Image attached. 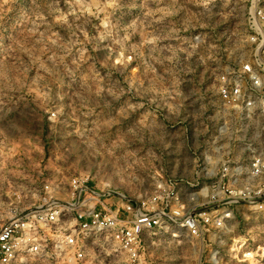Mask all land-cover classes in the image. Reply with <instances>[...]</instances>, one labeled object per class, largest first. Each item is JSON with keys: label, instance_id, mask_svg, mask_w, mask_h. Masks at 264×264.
Instances as JSON below:
<instances>
[{"label": "rangeland", "instance_id": "1", "mask_svg": "<svg viewBox=\"0 0 264 264\" xmlns=\"http://www.w3.org/2000/svg\"><path fill=\"white\" fill-rule=\"evenodd\" d=\"M245 9L244 0H0V130L19 148L40 139L53 176L87 172L130 194L168 179L223 190L226 201L243 191L225 205L234 217L220 242H165L152 264H208L215 248L218 264H264V211L248 198L264 121L223 105L216 83L224 65L238 67Z\"/></svg>", "mask_w": 264, "mask_h": 264}, {"label": "built area", "instance_id": "2", "mask_svg": "<svg viewBox=\"0 0 264 264\" xmlns=\"http://www.w3.org/2000/svg\"><path fill=\"white\" fill-rule=\"evenodd\" d=\"M244 1L243 56L235 58L238 70L218 71L217 93L223 105L256 110L264 121V0ZM16 144L0 130V264H152L165 242L204 234L220 242L234 217L225 205L247 198L239 191L226 201L223 190L196 191L197 183L178 179L130 194L124 186H100L87 172L53 176L39 139ZM253 166L260 180L248 198L264 211V164ZM219 255L212 249L206 262L218 264Z\"/></svg>", "mask_w": 264, "mask_h": 264}, {"label": "crops", "instance_id": "3", "mask_svg": "<svg viewBox=\"0 0 264 264\" xmlns=\"http://www.w3.org/2000/svg\"><path fill=\"white\" fill-rule=\"evenodd\" d=\"M40 140V139H39Z\"/></svg>", "mask_w": 264, "mask_h": 264}]
</instances>
